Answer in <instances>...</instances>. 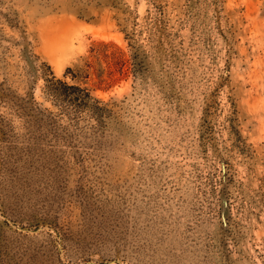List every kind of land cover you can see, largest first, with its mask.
Masks as SVG:
<instances>
[{
	"label": "rangeland",
	"instance_id": "rangeland-1",
	"mask_svg": "<svg viewBox=\"0 0 264 264\" xmlns=\"http://www.w3.org/2000/svg\"><path fill=\"white\" fill-rule=\"evenodd\" d=\"M0 264H264V0H0Z\"/></svg>",
	"mask_w": 264,
	"mask_h": 264
}]
</instances>
